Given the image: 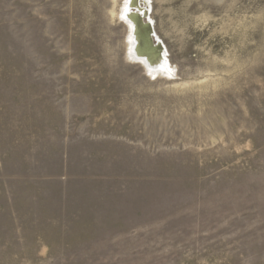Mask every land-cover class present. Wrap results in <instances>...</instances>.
Instances as JSON below:
<instances>
[{
	"label": "rangeland",
	"instance_id": "374dc122",
	"mask_svg": "<svg viewBox=\"0 0 264 264\" xmlns=\"http://www.w3.org/2000/svg\"><path fill=\"white\" fill-rule=\"evenodd\" d=\"M123 2L0 0V264H264V0Z\"/></svg>",
	"mask_w": 264,
	"mask_h": 264
},
{
	"label": "bare ground",
	"instance_id": "6f19581e",
	"mask_svg": "<svg viewBox=\"0 0 264 264\" xmlns=\"http://www.w3.org/2000/svg\"><path fill=\"white\" fill-rule=\"evenodd\" d=\"M149 0H124L119 13L129 30L128 56L136 63L142 64L154 76L171 79V67L165 56L164 47L153 40V27L147 9ZM149 8V7H148ZM145 18L149 23L145 22Z\"/></svg>",
	"mask_w": 264,
	"mask_h": 264
}]
</instances>
